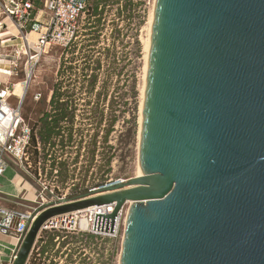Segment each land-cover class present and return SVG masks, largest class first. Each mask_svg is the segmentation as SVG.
Wrapping results in <instances>:
<instances>
[{
	"label": "water",
	"instance_id": "obj_1",
	"mask_svg": "<svg viewBox=\"0 0 264 264\" xmlns=\"http://www.w3.org/2000/svg\"><path fill=\"white\" fill-rule=\"evenodd\" d=\"M139 164L142 176L45 208L43 224L130 202L119 264H264V0H155Z\"/></svg>",
	"mask_w": 264,
	"mask_h": 264
},
{
	"label": "built area",
	"instance_id": "obj_2",
	"mask_svg": "<svg viewBox=\"0 0 264 264\" xmlns=\"http://www.w3.org/2000/svg\"><path fill=\"white\" fill-rule=\"evenodd\" d=\"M91 2L92 0H9L4 2L3 7L9 23L17 30L12 40H18V42L8 46L12 48L8 50L5 57L0 54V66L3 65L5 68V72H0V178L11 167L17 170V176H21V183L28 182L34 190V198L31 199L26 196L27 188L17 194H9L0 186V200H8L15 205L9 207L0 203V231L16 237L18 245L27 234L29 223L41 210L66 200H75L104 191L130 179L113 177L110 168H107L101 178L96 179L94 176L91 183L87 180L83 186V182L80 183L79 171L81 158L84 155L79 154L78 146L75 145L74 126L71 139H69L68 129L72 124L67 119L60 122L53 133L43 136L34 131L23 116V101L37 64L53 47H67L71 44L74 35L80 29V23L89 12ZM120 3L123 9L124 1L120 0ZM32 33L36 35L35 40L30 38ZM12 77L22 78L18 82L23 83L24 98L14 94L17 82L12 83L10 81ZM51 94L46 99L49 104L47 112L49 121L56 113V107L50 104ZM34 99L40 101L42 93H36ZM86 162L91 164V158L88 157ZM31 181L34 185L30 183ZM25 192L26 194L23 195ZM5 196H14V198H5ZM130 204V202L125 203L119 210L113 230H111V220L102 216L112 213L115 203L93 205L50 218L43 224L42 232L27 264H40L41 260L49 256L48 250L44 254L40 253V248L47 244L46 236L45 240L39 244L40 238L46 232L56 233L54 244L60 241L62 247L72 249L71 253L74 248L71 247L74 244L71 239L75 238L74 235L82 236L85 240L91 236L94 240L121 241L122 245ZM64 242L65 244H62ZM77 242L80 244L78 246L80 249L82 242L85 241L80 239ZM15 255L16 252L9 264H12ZM51 258L54 259L53 256ZM110 263L111 260L105 258L96 264Z\"/></svg>",
	"mask_w": 264,
	"mask_h": 264
},
{
	"label": "rangeland",
	"instance_id": "obj_3",
	"mask_svg": "<svg viewBox=\"0 0 264 264\" xmlns=\"http://www.w3.org/2000/svg\"><path fill=\"white\" fill-rule=\"evenodd\" d=\"M5 1L9 0H0V24H2L0 25V54H3L2 57H5L8 50H11L12 47H8L11 46L10 44L18 42V40H12L14 30H12V25L9 23L3 7ZM123 1L124 6L125 0ZM132 1L136 6L130 18L127 17L129 11L124 7L121 9L120 0L102 2L100 4L103 8L101 16H94L87 12L70 45L67 47L55 46L43 55L36 66L23 101V116L31 124L33 130L42 135L44 127L41 118L49 108L46 99L52 93L53 86L60 76L59 69L62 62L65 61L66 66L72 67L71 71L66 73L70 74L71 78L65 84V90H69V93L73 94L69 101L71 108H76L73 126L76 134L75 145L78 146L79 154L84 155L81 158L79 171L80 183L83 182V186L87 180L91 183L94 176L96 179L101 178L107 168H110L113 177L125 179L136 176L139 169L140 104L146 80L148 26L153 15L155 0ZM98 17L101 18L100 23L96 22ZM106 47L112 48L115 52L116 74L108 78L106 74L111 72L110 60L102 49ZM89 55H92V60L87 57ZM98 58L101 60L103 68L100 72L97 89L89 94L87 83L82 81V68L86 61L91 64ZM1 67L5 69L3 65ZM86 72L90 74L91 71ZM133 73L135 77L132 79L136 78V97L131 94L129 86L133 82L129 76ZM106 78L108 79V95L105 97L101 95L97 98L94 94L102 92L101 86ZM20 79L22 78L12 77L10 81L16 83ZM22 92L23 90H20L19 93ZM38 92L42 93V99L35 101L34 96ZM99 100L98 107L104 112V115L101 117L103 119H101L100 127H96L95 115L92 112L97 108ZM111 101L115 102L113 110L119 115V121L116 124V130L109 136L108 142H105V128L112 111ZM93 140L97 142L95 146L92 144ZM92 150H95V160L89 164L86 161L88 157L91 158ZM110 156L113 157L112 163L107 165ZM16 172L17 170L10 167L0 178V186L5 192H10L13 189L10 182ZM30 183L34 185L33 181ZM29 192L34 195L31 185L27 188V194L25 192L23 195L28 196ZM29 198H34V196H29ZM76 239H71L74 243L71 246L74 247L71 256L73 259L78 258L77 252L79 251L78 246H80ZM95 244L97 263L108 258L111 260L110 264H119L121 241L96 239Z\"/></svg>",
	"mask_w": 264,
	"mask_h": 264
},
{
	"label": "trees",
	"instance_id": "obj_4",
	"mask_svg": "<svg viewBox=\"0 0 264 264\" xmlns=\"http://www.w3.org/2000/svg\"><path fill=\"white\" fill-rule=\"evenodd\" d=\"M105 0H92V5L89 8V13H92L94 16L96 15H100L103 13V8L100 9V4L102 2H104ZM136 6V4H134V2L132 0H125V4H124V9L129 11V13L127 14V17L130 18L132 15V11L134 9V7ZM101 18L98 17L97 18V23H100ZM104 49V53L106 54V57L110 60V69L111 72H109V70H107L106 77L108 78L109 76L111 77L113 74H116V68H115V52L112 50V48L106 47V48H102ZM89 57V59H93L92 55L87 56ZM102 62L101 60L98 58L94 61H92V63L90 64L88 61L85 62L84 67L82 68V81L87 83V91L89 92V94H92L94 92L95 89H97V84L100 78V72L102 71ZM72 67L71 66H66L65 61L62 62V65L59 69V78L57 80V82L54 84L53 89H52V96H51V100H50V104L54 107H56V113L54 114V116L52 117V120L49 121L48 120V113L46 112L41 120L43 122V131L42 134L44 135H49L51 133H53V131H55V127L57 125L60 124V122L64 121V120H68L69 123L72 124L71 128L68 129V135H69V139H71L72 137V133H73V121L74 118L76 116V108H70L71 107V103L69 101V99L73 96V94L69 93V90H65V84L68 82V80L71 78L69 75L70 74H66L69 73L71 71ZM90 70V74L87 73L86 71ZM121 73V72H120ZM131 79L133 77H135V74L133 73L131 76ZM106 78L105 81H103V84L101 86V88L103 89L102 92H97L94 94V96H96L97 98L101 97V95L104 97L108 95L107 91H108V79ZM133 82L130 86V90H131V94L133 95V97L137 96V91H136V78L132 79ZM62 99H66L65 101H61ZM99 101H97V108L95 110H93L92 114L95 115L94 118L96 120V127H100L101 124V117H103L104 112L102 110H100V108L98 107L99 105ZM111 108L112 111L110 113V118L108 120V125L105 128V136H104V141L108 142V138L109 136L116 130V124L119 121V115L113 110L115 102L111 101ZM127 104V101L125 102V105ZM94 146L96 145V141L93 140L92 143ZM112 159L113 157L110 156L107 160V164H111L112 163ZM95 160V150H92V156H91V161L93 162ZM57 234L53 233V234H49L48 232L44 233V236L42 238H40L39 244L42 243V241H44V237L46 236L48 239L46 241L47 244H44L41 248H40V253L44 254L46 252V245H52L54 246V238ZM62 244H65L62 243ZM34 255H36V252H34Z\"/></svg>",
	"mask_w": 264,
	"mask_h": 264
},
{
	"label": "crops",
	"instance_id": "obj_5",
	"mask_svg": "<svg viewBox=\"0 0 264 264\" xmlns=\"http://www.w3.org/2000/svg\"><path fill=\"white\" fill-rule=\"evenodd\" d=\"M21 176H17L16 174L11 179L10 184H12L13 189L10 192H6L9 194H17L22 192L24 188H29L30 185L28 182L24 184L21 183ZM29 196H34L32 192L28 193ZM5 198H14V196H5ZM32 199V198H31ZM1 204H4L9 207H14L15 205L5 199L0 200ZM74 235V234H73ZM76 240H84L82 247L77 252L78 258L73 259L72 256V249H66L62 247L60 241H57L54 246L46 245V250L49 252V256L46 257L45 260H41L40 264H96V251H95V240L93 237H87V239H83V237L74 235ZM18 248V240L16 237H13L10 234H5L4 232L0 231V264H9L12 260L14 252H16ZM75 250V249H74ZM54 257L51 258V257ZM76 256V255H75Z\"/></svg>",
	"mask_w": 264,
	"mask_h": 264
},
{
	"label": "bare ground",
	"instance_id": "obj_6",
	"mask_svg": "<svg viewBox=\"0 0 264 264\" xmlns=\"http://www.w3.org/2000/svg\"><path fill=\"white\" fill-rule=\"evenodd\" d=\"M154 10V9H153ZM153 14H154V11H153ZM152 25H153V15L151 17V20H150V23H149V37H148V44H147V59H146V64H145V77H146V72H147V64H148V54H149V48H150V39H151V32H152ZM12 30H14L13 32V36H16L17 34V30L16 28L12 27ZM6 34V33H4ZM4 34H1V35H4ZM30 38L32 40H35L36 39V35L34 33H32L30 35ZM0 72H5V70L0 66ZM20 90H23L22 93H19ZM144 91H145V88L143 89V94H142V101H141V104H140V122H142V110H143V100H144ZM16 96H20L22 98H24V95H25V89L23 87V83L22 82H17L16 83V87H15V93H14ZM139 130H141V127L139 128ZM140 132H139V142H140ZM136 176H142V170L140 168V165H139V169L137 170V173H136Z\"/></svg>",
	"mask_w": 264,
	"mask_h": 264
}]
</instances>
